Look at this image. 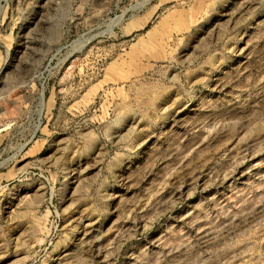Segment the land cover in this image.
<instances>
[{"label":"rangeland","instance_id":"1","mask_svg":"<svg viewBox=\"0 0 264 264\" xmlns=\"http://www.w3.org/2000/svg\"><path fill=\"white\" fill-rule=\"evenodd\" d=\"M0 264H264V0H0Z\"/></svg>","mask_w":264,"mask_h":264}]
</instances>
